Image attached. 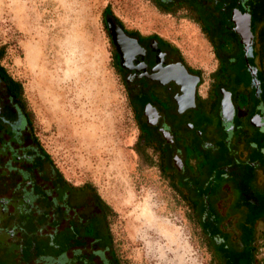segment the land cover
I'll return each mask as SVG.
<instances>
[{"label": "rangeland", "instance_id": "rangeland-1", "mask_svg": "<svg viewBox=\"0 0 264 264\" xmlns=\"http://www.w3.org/2000/svg\"><path fill=\"white\" fill-rule=\"evenodd\" d=\"M104 7L124 26L172 41L203 74L215 66L211 43L191 11L165 12L151 0H0V63L20 82L32 134L55 170L73 185L91 183L112 209L107 223L121 264H217L188 203L159 172L156 156L147 151V162L135 152L136 122L113 64ZM212 176L217 183L218 174ZM256 200L247 195L245 204L234 205L240 208L231 222L238 235L225 236L226 245L212 243L219 264H248L249 224L264 213L263 198ZM89 247L43 262L78 264Z\"/></svg>", "mask_w": 264, "mask_h": 264}, {"label": "flooded vegetation", "instance_id": "flooded-vegetation-1", "mask_svg": "<svg viewBox=\"0 0 264 264\" xmlns=\"http://www.w3.org/2000/svg\"><path fill=\"white\" fill-rule=\"evenodd\" d=\"M201 1L209 2L217 8L216 13L223 14V21L237 39L243 57L241 78L230 72L237 62L231 54L227 55L228 72L213 75L218 59L212 44L215 66L203 74L163 36L128 28L110 11L103 14V22L126 96L135 104L132 112L136 114L137 136L144 133V140L150 143L145 149L156 158L161 154L158 149L162 150L168 171L185 181L188 195L199 197V213L204 219L210 217L216 227L215 232L208 233L209 239L222 246L226 245L225 236L234 238L239 234V228L236 231L231 224L240 214L235 204H245L247 195L257 202L260 195L264 212V82L259 77L262 64L258 56L264 44V33L259 32L264 27V0H194V4ZM246 20L250 36L244 31ZM235 22L238 31L233 26ZM241 37L250 40L247 57ZM248 58H252L250 62L245 61ZM32 136L27 108L0 98V243L3 249L12 247L14 264H46L43 259L49 257L22 255L25 241L21 226L15 221L6 224L4 219L52 215L54 210H61L66 218L75 214L63 199L54 196L49 183L56 170L43 158ZM37 160L43 163L34 171ZM213 173L218 174L217 183ZM49 199L53 200L50 206L46 202ZM263 214L252 224L249 222V237L244 240L248 264H264V252L263 258L257 257V251L264 249ZM46 234L52 233L39 229L37 236L43 239Z\"/></svg>", "mask_w": 264, "mask_h": 264}, {"label": "trees", "instance_id": "trees-1", "mask_svg": "<svg viewBox=\"0 0 264 264\" xmlns=\"http://www.w3.org/2000/svg\"><path fill=\"white\" fill-rule=\"evenodd\" d=\"M153 3L165 12H172L181 6L187 7V9L191 11L195 21L198 23L201 31L214 47L215 55L218 59V66L215 72H213V75L215 76L218 72L221 73L222 71L228 72L227 62H229V59L227 58V55L231 54L237 58V62L231 67L230 72H233L237 77L241 78L239 67L243 63L242 50L237 39L234 37V34L231 32L230 27L223 21V14L221 12L216 13L217 8L215 6H211L209 2L206 1H201V3L196 5L194 4V0H175L169 3L154 1ZM107 11H109V9L104 7L102 14ZM259 32L263 35L264 27L259 28ZM262 41H264V36L261 37V42ZM228 43H231L229 48L226 46ZM258 53L262 64V68L259 71V77L261 82H264V44L262 45V48L258 50ZM3 54L4 49L0 46V59ZM251 59L252 58H248L245 61L250 62ZM113 64L118 72L115 59L113 60ZM0 98H7L18 108H26L20 82L11 77L1 63ZM129 103L132 111L135 112V104L130 101ZM27 114L29 119H31V114L28 110ZM134 118L136 119V114H134ZM140 131H142L141 128ZM144 137L145 135L143 132L138 134L134 149L142 159L149 162L151 155L147 153L145 148L147 147V144L150 143L148 140H144ZM32 142H34V145L38 146V149H40V152L43 154V158L51 163L48 154L40 146L36 137L32 136ZM158 152L161 154L156 158L155 163L159 172L167 180L168 184L179 193V196L188 203L195 221L204 233L207 243H209L210 251L215 258L216 263L219 264L216 256V249L212 246L213 244L208 236V233L210 234V232L216 231L214 221L211 220L210 217L204 219V216L199 213V197H191L188 195L189 192L185 181H180L178 176H175L168 171L163 161L162 150L158 149ZM223 159H225L224 156ZM42 160H37L34 164L36 167H33L32 170L42 166ZM38 174L43 175L41 172ZM240 179L243 180L242 178ZM49 186L54 196L57 199H63V202L66 205L74 209L75 214H71V216L66 218V216L61 214V210H58V212H56L57 210H54L55 213L52 215H15L13 218L4 219L6 224H11L15 221V223L22 228V239L25 242L21 254H29L33 256L36 254H44L48 257L58 258L64 253H67L73 247L84 248L89 242L91 244V247H89L90 250L84 252V254L78 257V264H121L117 257L107 223V219L109 216L113 215V211L100 197L95 187L89 182H83L80 185H73L65 180L57 170L54 172L53 181L49 183ZM35 190L39 191L38 188ZM46 202L50 206L53 200L49 199L46 200ZM57 207V205L54 206V208ZM42 227H48V230H50L52 234L50 236H48L49 234L44 235V237H42L43 239L38 238L37 233ZM73 235L76 237L75 240L69 238L71 236L73 237ZM48 238L50 239L48 240ZM84 241L87 242L85 245H83ZM52 249H54L53 252H51ZM11 251L12 247H10V249H3L0 243V264H14L12 262L13 252ZM102 254L104 256H102ZM96 255L99 257L102 256L100 261L95 262L94 258ZM73 262H75V259ZM229 263L232 264L231 259L227 262V264Z\"/></svg>", "mask_w": 264, "mask_h": 264}, {"label": "water", "instance_id": "water-1", "mask_svg": "<svg viewBox=\"0 0 264 264\" xmlns=\"http://www.w3.org/2000/svg\"><path fill=\"white\" fill-rule=\"evenodd\" d=\"M234 28L236 29V22L233 24ZM237 30V29H236ZM238 31V30H237ZM244 31L246 32L247 35H249V29H248V23L247 20L244 23ZM250 36V35H249ZM249 37L247 38V41L243 39V37H241V42L243 44V50L245 53V57H247V55L249 54V48H250V42H249ZM253 71L251 72V75L253 76Z\"/></svg>", "mask_w": 264, "mask_h": 264}]
</instances>
